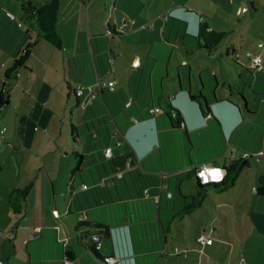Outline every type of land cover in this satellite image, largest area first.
I'll return each instance as SVG.
<instances>
[{
  "label": "crops",
  "instance_id": "crops-1",
  "mask_svg": "<svg viewBox=\"0 0 264 264\" xmlns=\"http://www.w3.org/2000/svg\"><path fill=\"white\" fill-rule=\"evenodd\" d=\"M27 1L36 12L34 31L20 20L19 0H0V93L8 89L0 115L14 110L11 119L0 118V143L15 139L20 125L26 134L37 132L35 124L47 128L49 117L25 113L36 105L59 110L63 124L69 109L72 153L80 154L81 164L70 184L50 181L51 209L54 195L64 193L69 215H77L67 210L75 198L73 208L85 212V222L108 226L110 247L100 246L105 255L96 247L92 252L86 238L94 228H77L91 263L113 257L115 264H232V253L235 264H250V256L264 252V71L253 73L230 60L233 45L225 55L216 54L227 32L205 12L211 0ZM125 20L129 27L120 33ZM200 23L226 33L210 51L196 38ZM15 60L19 69L6 76ZM97 80L114 90L104 88L91 104L78 107L75 87ZM171 107L180 113V125H172L167 112L178 118ZM107 147L111 158L130 153L133 164L123 176L104 157ZM233 161L244 164L231 186L235 193L218 194L207 204L208 189L223 192L209 184L201 204L186 210L199 190L191 182L193 167L210 163L225 169ZM148 179L163 185L152 193L157 200L142 195ZM232 204L245 205L232 217L251 231L224 233L217 226V218L225 217L220 207ZM201 234L212 238L203 248L196 242ZM62 242L53 226H43L27 242L28 264H75L72 248L68 253Z\"/></svg>",
  "mask_w": 264,
  "mask_h": 264
},
{
  "label": "rangeland",
  "instance_id": "rangeland-1",
  "mask_svg": "<svg viewBox=\"0 0 264 264\" xmlns=\"http://www.w3.org/2000/svg\"><path fill=\"white\" fill-rule=\"evenodd\" d=\"M202 4L201 6L205 7L204 1ZM207 6L205 12L211 18L219 19L227 32L216 54L225 55L226 49L233 45L234 51H229L230 60L246 66L248 58L245 54L250 51L259 53L264 61V0H211ZM227 64L233 69V63L229 61ZM73 99L72 96L71 101ZM3 112L5 119L9 120L13 117L14 110L7 109ZM27 112L41 114L43 118L49 117V121L47 128L35 124L33 130L37 132L31 130L27 134L24 126L20 125L15 139L0 143V264H28L27 242L37 237L39 229L43 226H53L56 229L59 239L67 246V252L73 251L76 257L75 264H92L89 251L82 246L84 243L80 238L82 233L76 228L78 223L85 222V212L82 211L75 216L69 215L66 212L67 203L64 193L54 195L55 208L51 209L53 202L50 198L52 197L50 181L57 179L55 182L60 184L61 180H65L68 185L75 171L76 159L71 154L73 152L71 113L68 109L63 124V119L58 116L59 110L48 108L42 110L36 105L33 109L25 111ZM2 117L0 115V118ZM79 121L78 115H75L74 122ZM19 146L22 148L17 152ZM63 148L66 149L67 156H64ZM84 177H87V174H84ZM195 180V177H192L191 182ZM76 181L77 185H80L79 177ZM233 193L235 190L231 187L223 190L222 193L208 189L204 200L208 204L210 199H214L218 194L229 197ZM240 207L245 205L232 204V206L220 207V212L225 217L217 218V226L222 232L236 229L246 233L253 229L250 225L246 226L243 220L234 221L233 210L240 211ZM211 214L216 216V211ZM79 215L85 220L79 221ZM44 241L49 242L45 238ZM101 242L103 247L106 246L105 249L110 247L109 241L104 236H101ZM258 242L263 241L258 239ZM98 248L103 255L106 254L101 247ZM258 251L256 258L251 259L250 256V264H260L258 260L264 262L263 250ZM231 254H227V258L235 264L234 255Z\"/></svg>",
  "mask_w": 264,
  "mask_h": 264
},
{
  "label": "trees",
  "instance_id": "trees-1",
  "mask_svg": "<svg viewBox=\"0 0 264 264\" xmlns=\"http://www.w3.org/2000/svg\"><path fill=\"white\" fill-rule=\"evenodd\" d=\"M21 3V22L29 29L34 31L35 30V25H36V12H35V8L33 6L30 5V3L27 0H19ZM224 35H226L225 32H211L208 31V28L205 26V24L200 23L199 24V28H198V33H197V37L196 38H200L205 42V49L207 51H210L213 47H215L224 37ZM234 51V49H233ZM20 67V63L19 61L15 60L13 66L6 72V76L11 75V74H15L16 71L19 69ZM8 103V89L6 88V86H4L2 92L0 93V109L3 108L5 105H7ZM170 110L174 111L176 116H177V120L175 121L173 119V117L171 116L172 114H169V112H167L168 117L171 119V123L172 125H180V122L182 121L180 113L174 109V108H170ZM73 128V127H72ZM74 130V128L72 129V131ZM116 147H118V144L116 143ZM110 149L112 150V148L110 147ZM104 151V150H103ZM104 155V153H103ZM72 156L75 157L77 159V163H76V167H75V173L77 170H79V166L81 164V161L79 160L80 158V154L77 153H72ZM106 159H110V157H106L104 156ZM79 160V161H78ZM112 166H114V170L115 173L114 174H119L121 176H123V173L125 172V169L132 166V157L130 155V153H126L123 155H118L116 158H111L110 159ZM244 166V164L241 161H233L231 162L229 165H227L225 167V176L222 179L221 182L219 183H212V185L215 187L216 190L222 192L225 189L230 188L236 178L238 177L242 167ZM139 181V180H138ZM142 183L145 182V180H141ZM146 186L142 189V195L144 196H152L153 198L155 196L158 195H154L152 194L154 190H161L160 184H152V182L150 181V179H148V181L145 182ZM209 185V184H208ZM205 185V186H208ZM211 185V184H210ZM199 190L196 192L195 195H193L191 197V200L193 201L187 208H193L195 206H199L202 202V200L204 199L205 193H204V187L202 185L197 184ZM25 194V193H23ZM73 195V194H72ZM76 199L75 198H71L69 205H68V211L71 213H80L82 212L80 209L73 208V205L75 204ZM101 202V200H97L96 203ZM103 202V201H102ZM80 216V215H79ZM86 221V220H85ZM83 227H92L94 228L96 231L95 233H97L99 235V237L102 235L105 238H108L109 236V231H108V226L104 225V224H95V223H87V222H80L77 224L76 228H83ZM92 233L88 234L86 236L87 240L89 243L92 244V252H96V248H95V243L90 239V235ZM101 239V238H100ZM105 258H102V261L104 264L105 263Z\"/></svg>",
  "mask_w": 264,
  "mask_h": 264
},
{
  "label": "built area",
  "instance_id": "built-area-1",
  "mask_svg": "<svg viewBox=\"0 0 264 264\" xmlns=\"http://www.w3.org/2000/svg\"><path fill=\"white\" fill-rule=\"evenodd\" d=\"M7 16L11 17L10 13H7ZM129 20H125L121 23L120 27H118V32L122 33L126 31L129 27ZM151 27V25L149 26ZM210 31V29H208ZM107 34H111V31L108 30ZM245 56L248 58L247 60V68L253 72L258 73L264 71L263 67V60L259 53H254L247 51ZM107 88L109 90H114L113 85L107 84L105 82H102L101 80H97L93 85L88 86H82L77 85L74 89L76 96L79 99V104L81 107H85L88 104H91L92 101L97 97L98 93L104 89ZM159 109L155 108L151 112H158ZM209 116V115H208ZM104 156L107 158L111 156V149L110 147H107L103 151ZM193 174L196 179L197 184L205 186L212 183H219L222 181V179L225 176V169L222 167H218L215 165H212L210 163H200L193 167ZM120 176V173L118 174ZM86 186L83 185L82 188H85ZM162 189V186H160ZM167 196L170 197V192H167ZM154 198H158V196H155ZM85 218L80 215L79 221H84ZM90 239L95 243V247L98 248L101 246V240L97 233H92L90 235ZM196 242L199 245L200 248H203L205 245H208L212 242V238L206 234H201L196 238ZM174 252L177 253L178 250L175 248ZM68 264V260L65 262ZM106 264H114L115 259L113 257H108L105 259Z\"/></svg>",
  "mask_w": 264,
  "mask_h": 264
},
{
  "label": "water",
  "instance_id": "water-1",
  "mask_svg": "<svg viewBox=\"0 0 264 264\" xmlns=\"http://www.w3.org/2000/svg\"><path fill=\"white\" fill-rule=\"evenodd\" d=\"M201 101L203 102L204 107H208L209 108V106L207 105V101H206L205 98L201 99ZM189 102L195 103V104H199V102H197L196 100H190ZM208 115L210 116V114H208Z\"/></svg>",
  "mask_w": 264,
  "mask_h": 264
}]
</instances>
